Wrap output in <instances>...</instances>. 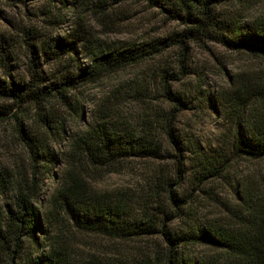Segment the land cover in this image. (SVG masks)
I'll use <instances>...</instances> for the list:
<instances>
[{
	"label": "rangeland",
	"instance_id": "1",
	"mask_svg": "<svg viewBox=\"0 0 264 264\" xmlns=\"http://www.w3.org/2000/svg\"><path fill=\"white\" fill-rule=\"evenodd\" d=\"M95 2L0 0V79L24 85L35 68L41 86L68 81L69 101L55 94L37 105L0 93L6 113L0 116V230L9 207L15 209L19 184L31 178L40 223L19 247L11 244V251L0 252V264H27L55 254L64 264H163L168 242L159 232L162 225L172 236L202 224L231 228L239 211L237 193L264 184V158L235 149L253 111L238 110L234 99L237 86H264V59L227 47L216 33L190 34L197 22L182 18L179 0H110L103 12L95 10ZM192 7L193 17L203 20L201 8ZM209 7L226 30L231 23L252 26L264 19V0H212ZM166 42L146 60L91 82L80 76L94 49ZM165 86L185 105L173 109ZM168 123L177 145L165 133ZM19 129L43 145V157L33 161ZM90 133L121 141L150 139L153 155L101 164L76 146ZM196 151L227 163V170L199 182ZM168 190L180 199L179 210L173 209ZM117 203L130 221L155 215L159 225L124 239L80 227L100 208ZM161 210L168 216L157 213ZM175 250L193 264L219 255L203 241L181 242L172 255Z\"/></svg>",
	"mask_w": 264,
	"mask_h": 264
},
{
	"label": "trees",
	"instance_id": "2",
	"mask_svg": "<svg viewBox=\"0 0 264 264\" xmlns=\"http://www.w3.org/2000/svg\"><path fill=\"white\" fill-rule=\"evenodd\" d=\"M21 1V0H19ZM110 0H96L93 6L95 10L103 12L104 5ZM151 1V0H149ZM186 13L187 21L197 22L196 28L190 30L194 33H216L220 35V41L227 47L234 50H242L255 57L264 59V19L252 26H240L231 23L229 29H223L218 25L217 20L211 16L209 3L212 0H202L193 2H184L179 0ZM199 6L203 12V20L193 17L191 10ZM197 8V7H195ZM228 26V25H227ZM187 37V36H185ZM183 43V40H179ZM169 42L160 46L150 45L147 48L141 46H130L122 50L104 51L94 49L91 56V63L85 68L79 69L80 76L89 82L95 80L105 72H114L128 65L144 61L150 56L163 50ZM31 81L21 85L12 81L0 79V93L11 94L17 99L30 100L35 104L46 102L49 97L59 95L63 101L68 104L64 93L68 81L52 83L51 86H41L40 77L35 68L32 71ZM264 86H249L242 84L235 90V104L238 110L247 109L253 111L248 120L243 123L241 128V139L236 143L235 149L241 155L254 159L264 158ZM255 88V89H252ZM165 97L173 104V109L178 110V106H184L182 98L170 91L167 86L164 87ZM5 111L0 108V116L5 115ZM45 123V121H44ZM49 123H45V128ZM21 137L29 147L31 158L37 161L43 157L47 150L42 144L34 143V139L19 129ZM165 133L168 139L175 145L178 140L173 132L172 126L168 123L165 127ZM37 141V140H35ZM81 144L76 145L79 149L86 152L94 161L101 164H110L124 156H138L142 153L153 155V147L150 145V139H135L121 141V139L107 138L100 134H88V138L80 140ZM144 141V142H141ZM152 152V153H151ZM195 152L199 173L197 179L199 182H205L213 177H219L227 170V163H220L219 160L210 161L202 153ZM50 162V161H49ZM181 164L178 163L177 174L183 172ZM33 178L30 183L24 181L18 186V195L15 202V209L9 207L4 228L0 230V252L8 253L11 244L17 248L19 242L25 234L34 236L38 230V215L32 203L36 197V188ZM239 211H235L237 222L233 227H226L214 224H202L191 226L186 233L174 235L166 230L162 225L159 232L168 242V254L163 264H193L190 260L178 257V251L171 252L181 244V242L203 241L209 244L215 251L219 252L217 257L212 260H203L199 264H264V184L257 190L251 192L245 189L242 193H237ZM168 198L173 209L179 210L178 203L180 199L175 192L168 190ZM99 215L95 219L83 220L80 227L85 230L96 231L111 238H128L134 235L149 234L159 225L158 217L149 215L139 221H130L125 213V208L121 204L105 205L99 209ZM164 217L168 216L165 210L157 212ZM18 253V249H13L12 253ZM27 264H64L62 256L52 255L47 258H36ZM161 264V263H159ZM197 264V263H196Z\"/></svg>",
	"mask_w": 264,
	"mask_h": 264
}]
</instances>
